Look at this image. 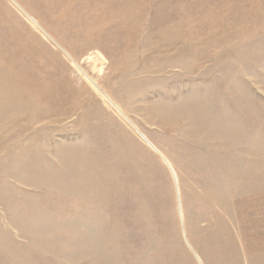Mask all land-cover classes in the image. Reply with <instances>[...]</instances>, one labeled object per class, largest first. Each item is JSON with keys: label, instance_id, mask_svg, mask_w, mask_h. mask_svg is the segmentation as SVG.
I'll list each match as a JSON object with an SVG mask.
<instances>
[{"label": "rangeland", "instance_id": "obj_1", "mask_svg": "<svg viewBox=\"0 0 264 264\" xmlns=\"http://www.w3.org/2000/svg\"><path fill=\"white\" fill-rule=\"evenodd\" d=\"M206 249L264 264V0H0V264Z\"/></svg>", "mask_w": 264, "mask_h": 264}, {"label": "bare ground", "instance_id": "obj_2", "mask_svg": "<svg viewBox=\"0 0 264 264\" xmlns=\"http://www.w3.org/2000/svg\"><path fill=\"white\" fill-rule=\"evenodd\" d=\"M89 80H91L88 76H86ZM92 82V81H91ZM95 87H96V85H95V83H92ZM97 88V87H96ZM105 97L115 106V104L105 95ZM143 138H144V140L145 141H147L146 140V138L143 136V135H141ZM148 142V141H147ZM149 143V142H148ZM167 162V164H168V166L170 167V169H171V171H172V174H173V177H174V180H175V183L177 184V180H176V176H175V174H174V171H173V169H172V167H171V165H170V163L168 162V161H166ZM180 201V200H179ZM178 210H179V214L182 216V207H181V202H178ZM200 217L198 216L197 218H196V224H198V222L201 220V219H199ZM202 218V217H201ZM245 218V217H244ZM236 219V218H235ZM238 219V220H237ZM237 222L239 223V224H242V223H240V221H239V218H238V215H237ZM195 224V225H196ZM198 227V228H197ZM197 227L195 226V228L196 229H198V230H196V231H202V229H201V227L200 226H198L197 225ZM237 227H238V225H237ZM239 229H241V227L239 228ZM246 232V231H245ZM211 240H209V244H211ZM205 253H206V255L208 256V258L209 259H217L218 260V262H219V264H222L223 263V261H222V254H220L217 250L216 251H214V250H210V249H208V251H207V249L204 251Z\"/></svg>", "mask_w": 264, "mask_h": 264}]
</instances>
